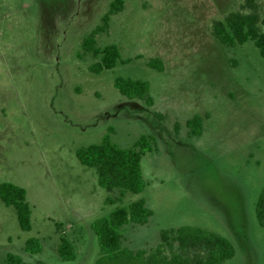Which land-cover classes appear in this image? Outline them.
<instances>
[{"label": "rangeland", "instance_id": "1", "mask_svg": "<svg viewBox=\"0 0 264 264\" xmlns=\"http://www.w3.org/2000/svg\"><path fill=\"white\" fill-rule=\"evenodd\" d=\"M112 0H0V183L27 189L30 229L0 197V264H95L91 224L144 198L153 214L129 223L125 243L154 247L162 229L194 225L227 236L235 254L222 264H264V226L255 206L264 180V55L253 39L226 47L212 22L245 0H124L97 33L122 59L100 72L82 41ZM260 3L264 14V0ZM162 59V69L148 64ZM119 76L150 83L153 102L128 97ZM199 113L202 131L187 120ZM111 134L132 145L153 134L142 158L148 185L107 201L117 190L98 183L78 147ZM41 249H26L29 237ZM75 257L59 253L61 237Z\"/></svg>", "mask_w": 264, "mask_h": 264}, {"label": "trees", "instance_id": "2", "mask_svg": "<svg viewBox=\"0 0 264 264\" xmlns=\"http://www.w3.org/2000/svg\"><path fill=\"white\" fill-rule=\"evenodd\" d=\"M124 0H112L109 9L102 16V22L86 34L82 41L83 53L91 52L99 60L90 64V68L100 72L105 67H114L122 59L117 43L97 44V33L105 29L110 15L123 8ZM212 31L226 47L253 39L264 55V14L257 0H245L241 8L231 9L223 18L214 19ZM148 64L162 69V59L151 57ZM115 86L128 97L144 98L148 104L153 102L150 83L141 78L119 76ZM190 131L199 134L202 131L203 117L196 113L188 120ZM112 128L104 134L101 141L91 142L78 147L76 155L79 160L96 169L98 183L109 189L117 190L107 201H115L128 192H140L147 185L142 168V158L146 151L152 150L157 143L153 134H142L132 145L123 146L115 141ZM0 197L6 204L14 205L18 220L23 229L32 227V207L27 199V189L12 181L0 183ZM256 217L264 226V180L259 192ZM153 210L144 198L136 199L128 206L119 207L109 216L94 220L91 224L100 245V255L95 264H222L235 254L233 242L225 235L194 225H182L166 228L160 232V241L152 248H132L125 243L122 229L129 223H146ZM26 249L37 252L41 249L38 237L26 240ZM59 253L65 259L75 257L71 241L61 237ZM9 263H20L22 259L12 253L8 254Z\"/></svg>", "mask_w": 264, "mask_h": 264}, {"label": "crops", "instance_id": "3", "mask_svg": "<svg viewBox=\"0 0 264 264\" xmlns=\"http://www.w3.org/2000/svg\"><path fill=\"white\" fill-rule=\"evenodd\" d=\"M130 224H131V223H130ZM128 225H129V224H128ZM125 227H126V226H125ZM125 227H124V228H125ZM124 228L122 229V232H124V231H123V230H124Z\"/></svg>", "mask_w": 264, "mask_h": 264}]
</instances>
